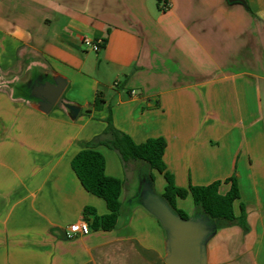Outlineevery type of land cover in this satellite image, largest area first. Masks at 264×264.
Returning a JSON list of instances; mask_svg holds the SVG:
<instances>
[{
    "label": "crops",
    "instance_id": "obj_1",
    "mask_svg": "<svg viewBox=\"0 0 264 264\" xmlns=\"http://www.w3.org/2000/svg\"><path fill=\"white\" fill-rule=\"evenodd\" d=\"M169 1L161 11L157 0H0V264H165L164 230L132 205L139 178L118 154L94 148L123 182L111 230L100 226L105 201L71 168L108 138V117L136 144L164 139L176 187L219 182L225 195L234 176L245 228L220 229L207 264H264V0ZM33 68L67 80L60 99L80 107L74 120L59 102L46 114L14 96ZM152 175L162 196L164 174ZM176 207L195 213L190 194ZM80 221L89 234L68 239Z\"/></svg>",
    "mask_w": 264,
    "mask_h": 264
},
{
    "label": "trees",
    "instance_id": "obj_2",
    "mask_svg": "<svg viewBox=\"0 0 264 264\" xmlns=\"http://www.w3.org/2000/svg\"><path fill=\"white\" fill-rule=\"evenodd\" d=\"M103 101L97 96L94 108L99 109ZM107 129L105 140L95 138L89 142L86 148L72 159L71 168L80 181L83 188L105 201L108 214L102 216L100 226L103 230H111L122 211V203L119 200L123 182L117 178L105 174V161L103 156L94 148L103 145L115 151L121 159L127 172L136 178L147 176L153 179L152 171L163 173L167 185L162 195L170 207L183 219L188 215L177 209L176 199H184L188 194L192 196L195 212L206 214L215 219L218 228H226L239 225L245 228L242 218H237L233 212V202L239 197L237 181L234 176L229 178L230 189L225 195L218 192L220 183L214 182L206 186H190L188 189L176 187L172 176L165 171L163 155L165 141L163 138H150L144 143L136 144L129 136L113 127L111 117L106 120ZM88 208L84 209L86 213Z\"/></svg>",
    "mask_w": 264,
    "mask_h": 264
},
{
    "label": "water",
    "instance_id": "obj_3",
    "mask_svg": "<svg viewBox=\"0 0 264 264\" xmlns=\"http://www.w3.org/2000/svg\"><path fill=\"white\" fill-rule=\"evenodd\" d=\"M15 82L14 96L38 111L47 114L59 102L71 120L78 116L80 107L77 104L60 99L67 80L57 73L33 68ZM130 200L132 205L142 207L161 224L165 233V264H207L208 245L220 230L215 219L199 212L183 219L154 192L153 183L147 176L139 178Z\"/></svg>",
    "mask_w": 264,
    "mask_h": 264
},
{
    "label": "built area",
    "instance_id": "obj_4",
    "mask_svg": "<svg viewBox=\"0 0 264 264\" xmlns=\"http://www.w3.org/2000/svg\"><path fill=\"white\" fill-rule=\"evenodd\" d=\"M160 4L161 11H167L170 8V1L169 0H157ZM82 45L86 48L98 52L101 48V44L99 41L93 42L88 38L82 39ZM132 94H135L134 91H132ZM90 232L89 224L85 221H80L78 223H74L67 227L66 231V237L68 239H72L77 235H87Z\"/></svg>",
    "mask_w": 264,
    "mask_h": 264
},
{
    "label": "rangeland",
    "instance_id": "obj_5",
    "mask_svg": "<svg viewBox=\"0 0 264 264\" xmlns=\"http://www.w3.org/2000/svg\"><path fill=\"white\" fill-rule=\"evenodd\" d=\"M134 176V174L132 175V173L130 174V177L132 178ZM156 184H157V182H156Z\"/></svg>",
    "mask_w": 264,
    "mask_h": 264
}]
</instances>
